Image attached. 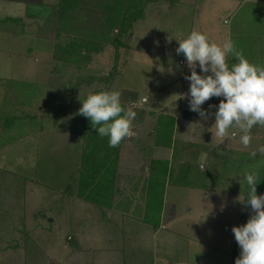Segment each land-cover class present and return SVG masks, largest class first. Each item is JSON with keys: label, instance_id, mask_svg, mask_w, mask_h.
<instances>
[{"label": "rangeland", "instance_id": "1", "mask_svg": "<svg viewBox=\"0 0 264 264\" xmlns=\"http://www.w3.org/2000/svg\"><path fill=\"white\" fill-rule=\"evenodd\" d=\"M43 1L53 6L40 12L46 15V21L34 24L26 35L19 32L16 40L11 38L12 44L19 42V50L28 54L15 50L12 57L6 56L7 61L3 57V68L20 70L15 74L24 86L16 79H3L6 95L0 108V144L10 145L3 148L2 192L5 199H12L5 200L0 264H128L136 255L139 240L159 241L160 237L165 241L159 248L160 264H233L241 252L239 246L236 256L233 253L232 228L242 213L237 197L244 199L249 190L246 174L256 172L258 183L262 178L264 154L259 149L264 147V126L253 127L251 143L244 147H224L205 154L198 147L189 160H182L184 146L177 147L175 157L182 161L172 160L169 182L182 186L168 187L167 228L153 238L140 210L146 202L144 184L136 185L141 201H129V215L113 213L109 217L107 209L104 212L98 207L110 206L113 198L108 205L89 200L100 198L99 192H89L97 183L108 181L115 190L118 146L109 147L108 140L98 136L79 109L90 93L105 90L118 91L122 107H132L146 90L141 74L149 80L151 74L157 75L154 83L164 75L168 58L154 55L158 46L163 54L177 53L173 42L179 44V35L190 29L191 22L198 31L210 33L222 44L230 31L222 21L229 14L227 8L240 7L244 1L247 5L253 2L254 7L256 0H198L196 7L190 4L176 10L167 5L172 0H152L130 24L120 21L128 0H67L66 11L59 7L60 0ZM70 37L81 42L92 40L91 44L100 48L79 64L65 60L58 44ZM182 55L177 54L176 64L180 65ZM29 67L32 73L24 71ZM26 79L31 81L24 83ZM133 111L136 117L144 116V106L138 104ZM14 112L36 117L34 121H21L14 118ZM155 122L148 117L141 121L149 129ZM140 127L133 125L135 135ZM89 132L94 144L89 142ZM241 135L239 130L235 137ZM137 151L129 152V162L143 163L153 158L147 153L146 159V153ZM253 151L255 157L250 156ZM106 164L108 168L102 173ZM131 186L129 183L133 194ZM258 195H264V189ZM172 207L176 215L170 212ZM149 214L155 217L154 208ZM251 215L249 205L243 224ZM148 245L145 264H156L160 260L158 251Z\"/></svg>", "mask_w": 264, "mask_h": 264}, {"label": "crops", "instance_id": "2", "mask_svg": "<svg viewBox=\"0 0 264 264\" xmlns=\"http://www.w3.org/2000/svg\"><path fill=\"white\" fill-rule=\"evenodd\" d=\"M171 2H172L171 4H167L169 9L172 8L176 10L177 8L179 9L180 6H188L190 4H191L190 6L196 7L199 1L172 0ZM247 2L248 1H244L241 5L239 3L240 7L229 6L227 8L229 14L222 21L223 23L226 22L229 25L230 31H228V34L226 35L225 42L229 40L232 41L235 47V51L242 52L250 62L260 67H264V0H256L254 7L251 6L253 2L250 3L249 5H247ZM51 7L53 8V6L47 4L43 0H0V108L3 107L4 104L3 100H4V96L6 95V92L4 93L5 87H4L3 79H5L6 77H9L14 80L16 79L20 82V84L24 86L19 74L18 75L15 74L20 70L7 71V69L3 68L4 67L3 65L5 64L3 57H5L7 61L6 56L8 55L12 57L16 53L15 50H17V53L20 52L21 54H25V55L28 54L25 52H21L19 50V44H20L19 42L16 44H12L11 38L16 40L20 37L18 35L19 32L22 31V33L26 35L27 34L26 31L28 29H32V26L34 24L41 23L43 20L46 21L45 19L46 15L42 16L40 15L41 14L40 12L41 11L45 12L46 9L52 10ZM247 8H253V9L248 10ZM64 15L65 14H63V16ZM198 23L199 22H196V24ZM191 25L192 26L187 31L183 32V30H181L183 33L182 35H179L180 40L186 38L191 33L192 30L194 29L197 30V28H195V22H191ZM200 31H202V29H200ZM205 34H207L210 40L215 41L210 33H205ZM216 42L218 43V41ZM173 46L174 48H177L179 44L174 41ZM160 49L161 48L158 46L154 50V55L157 58H159V56H163V58L164 57L168 58L166 64H164L165 67L164 75L163 77L160 78V80H158V82L154 83L153 81L156 80L157 75L151 74L152 79L149 80L146 75L141 74L140 80H142L144 83L146 82V84L142 87L143 88L145 87L146 90L145 91L142 90L141 91L142 94L139 96V100L135 99V101H133V104L135 105L129 107L133 110L138 106V104L140 105V107L144 106V112H143L144 116L143 115L141 117L137 116L133 120V125L136 124V127L139 126L141 127L139 128L140 130L136 132V135L132 136V138L130 137V139L125 138L124 140L121 141V143L118 146L117 161H116V165L114 166V171L116 172L115 173L116 185L114 186L116 188L112 194L113 202H111L110 206H100V205L98 206L104 212L106 211L105 209H107L108 211L106 212H110L108 215L109 217L110 216L112 217L113 213L120 215H125V214L129 215V206H130L129 201L135 200L137 201V203L141 201L140 198L138 197V193H137L138 188H136V185L141 183L144 184L143 186L147 187V182L150 174L149 168L151 164V159H148L146 157L147 153L152 154L150 155V157L153 158H168L170 160L169 166L172 169L173 159H176L174 161L189 160L191 157V152L194 153L195 149L198 147L199 149H202L201 152L203 154H205V152L208 153L211 151H218L220 148H224V147H228V148L244 147V145L241 143L239 136L237 138L235 137L237 134L239 135L238 128L229 129L228 138L226 139L220 137H213V133L211 131H215L214 127H212L215 123L214 113L215 111L218 110V105L221 99H223V97L214 96L201 106L210 115V118L207 120L203 119L198 112L191 111L189 104L191 98L189 91L190 81L185 79L186 75L191 74V69L187 65L186 58L184 55L180 56L179 57L180 65H178L174 61L178 59L176 58L177 53L172 54V56L166 55L163 54ZM9 53H11V55ZM227 62L231 66V64L236 63L237 61L235 60L232 54H229ZM30 68L31 67H29L28 69H24V71H26V73H32ZM197 72L204 75V73H202L201 69L199 68V65L197 66ZM131 79L132 76H130V72H129V80ZM27 81H31V80L26 79L24 83H26ZM131 84H133V79L131 80ZM135 92L136 94H138L137 89H135ZM146 95L150 97L149 102L143 103L142 98ZM181 104H183L182 108H184L185 110L181 108ZM18 106L20 107V104ZM210 106H215V107H210ZM159 113H165L175 116L176 120H175L171 145L164 143L157 144L155 142V127L153 129H149L147 124L141 123V121H145L148 117L156 121L155 122V126H156ZM25 114L26 113H22V112L21 113L14 112L13 115L14 118L21 121L29 120V119L31 121L35 120L36 116L31 115L32 113L30 114L29 118H27L28 115L25 116ZM77 118L80 119L79 115H77ZM135 120L136 122H134ZM137 124L140 125L138 126ZM2 130L3 128L0 125V136L2 135ZM253 130L254 128L251 129V133H252L251 136H253ZM97 133H98V129H97ZM81 136L84 138L85 131L81 132ZM98 136L100 135L98 134ZM104 137L107 140H109L107 136ZM0 145H1L0 146V247H1V242L5 240L4 238L5 228H6V224L4 220V216H5L4 210L6 204L5 200L10 201V199L12 198L5 199V196L2 192V189H4L2 185V180H3L2 169H4L5 167L4 166L5 162L3 160V158H5L4 147L10 145V143L7 144V142H3ZM178 146L180 149L184 148L182 150L183 151L182 160L181 158L177 159L175 157L176 149ZM181 146L184 147L181 148ZM137 150L146 153L145 155L144 154L143 155L148 160L143 161V163H141L142 161L129 162V152L132 153ZM104 167L106 166L104 165ZM169 179H167V183L163 195L160 224L158 226H155L153 223L149 221H147L146 224L148 226V230L150 231L149 235L153 238L158 237L160 234L162 235L161 230L163 228H167V224H165V220H166L165 217L168 212L167 189L171 184L169 182ZM129 183L132 185L131 190L133 191L134 195L129 191ZM171 185L182 186L178 184H171ZM3 196L4 199H2ZM29 203L30 202H28L27 206H29ZM137 203L136 206L139 207ZM142 204H143L142 205L143 209L140 210H142V213L144 215L146 202L145 203L143 202ZM174 207H172L170 212H172L173 215H176V209ZM190 208H192V206H190ZM13 230H17L16 226H13ZM153 240L152 241L150 240L145 241V239L139 240L140 241L139 244L135 245L136 247H139L135 250L136 255L133 256L130 260H128V264H145L144 254L146 252V249H148V247L150 246L148 244H151V247L155 249L156 252L158 251V255L156 256L160 259L161 256H159L160 255L159 248L160 246L162 247V245H165V241L163 239V242H161L160 241L162 240L161 237L159 241H153ZM128 259H129V255H128ZM158 261L156 264L161 263V259ZM93 264H97V263H93Z\"/></svg>", "mask_w": 264, "mask_h": 264}, {"label": "clouds", "instance_id": "3", "mask_svg": "<svg viewBox=\"0 0 264 264\" xmlns=\"http://www.w3.org/2000/svg\"><path fill=\"white\" fill-rule=\"evenodd\" d=\"M178 41L176 52L185 56L191 69V74L185 76L190 81V110L207 120L210 115L201 106L214 96L223 97L214 113L213 137L226 139L228 130L238 127L242 133L241 143L248 146L252 140L251 129L256 125L264 126V67L235 51L232 41L221 45L195 29ZM229 54L237 61L231 66L227 62ZM198 65L204 75L197 72ZM149 99L146 95L142 102L148 103ZM79 114L89 118L101 137L109 138V147H117L122 140L135 135L136 112L122 107L118 91L90 93L82 100ZM259 152L264 154V147ZM256 155L255 151L250 153L251 157ZM245 179L249 191L244 199L239 196L237 200L250 205L253 215L247 223L232 228L241 249L235 264H264V195L257 194L256 172H249Z\"/></svg>", "mask_w": 264, "mask_h": 264}, {"label": "trees", "instance_id": "4", "mask_svg": "<svg viewBox=\"0 0 264 264\" xmlns=\"http://www.w3.org/2000/svg\"><path fill=\"white\" fill-rule=\"evenodd\" d=\"M64 1L67 0L59 1V7L61 9L66 8L65 4L68 1L65 3ZM149 1L152 0H128L124 8L122 18L120 20L121 23L126 24L127 22L130 24L133 19H136L137 16L142 15L144 5ZM121 28L123 31L124 29H126V27H121ZM91 43H94V41L84 40V42H81L77 37H70L68 39H65L63 42L58 44V47H62L64 51V55H62L61 58L76 62L78 64L81 61H86L90 58V55L93 51L98 50L100 48L99 44H98L99 46L97 47L96 45ZM84 48H86L87 51L83 52L82 49ZM175 120H176L175 116L173 115H169L165 113L158 114L157 123L155 126V142L157 144L160 143L169 144V145L172 144V136L174 132ZM88 134H89V142H91V144H94L93 137L91 136L92 132H89ZM108 145H106V147H108ZM102 148H104V146ZM169 165H170V160L168 158L151 159V164L149 168L150 174L146 187V204H145L144 219L146 221L153 223L155 226H158L160 224L165 186L167 183V179H169L172 176V169L170 168ZM105 166L106 167H104L103 165L102 167L104 169L102 173H105V169L108 168L107 164ZM156 179L158 183L155 182ZM155 187L157 188L156 190ZM263 189H264V166H263L262 178L260 182L257 184V194H259ZM93 191L99 192L101 194L99 195L100 198L96 196L90 198L87 196V198H90L89 200L96 201L101 205L110 204L108 200L112 198V193L114 192V190L112 186H110V183L108 181H105L104 184L97 183L94 186V189L89 188V192H93ZM248 191L245 192L244 198L246 197ZM248 207L249 205L246 206L244 203H242L241 217L238 219L236 226L242 225L244 223ZM152 208H154L156 212V214L154 215L155 217L153 218H151L149 214ZM238 249H239V245L235 239V246L233 250L235 256L238 252ZM236 258L237 257H235L233 264H235Z\"/></svg>", "mask_w": 264, "mask_h": 264}]
</instances>
